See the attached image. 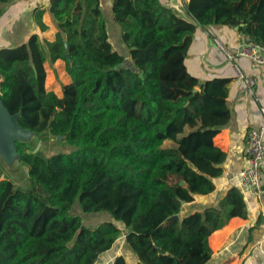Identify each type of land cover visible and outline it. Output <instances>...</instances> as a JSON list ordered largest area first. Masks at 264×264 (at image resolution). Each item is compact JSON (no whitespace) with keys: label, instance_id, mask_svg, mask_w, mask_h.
Here are the masks:
<instances>
[{"label":"trees","instance_id":"16d2710c","mask_svg":"<svg viewBox=\"0 0 264 264\" xmlns=\"http://www.w3.org/2000/svg\"><path fill=\"white\" fill-rule=\"evenodd\" d=\"M184 7L113 0L130 57L119 68L124 56L109 41L99 0H49L53 41L33 33L0 47L7 110L38 140L76 146L46 155L15 141L30 185L0 178V264H96L122 236L136 264H206L208 236L232 217H248L234 185L214 205L170 218L214 190L226 159L213 137L230 118V79L189 73L192 35L199 25H226L264 48V0H185ZM42 14L34 10L43 31ZM47 58L62 59L70 77L60 96L45 86ZM76 201L83 213L109 219L84 225L70 212ZM110 264L128 262L120 253Z\"/></svg>","mask_w":264,"mask_h":264},{"label":"crops","instance_id":"0c3cea01","mask_svg":"<svg viewBox=\"0 0 264 264\" xmlns=\"http://www.w3.org/2000/svg\"><path fill=\"white\" fill-rule=\"evenodd\" d=\"M161 1L170 7H180L184 6L185 0ZM112 2L113 0H99L100 9L106 22L109 41L111 30L119 46L124 45L120 53L123 54L128 52V49L124 43L122 44L123 41H120L121 30L114 20ZM0 7L2 9L0 47L21 44L33 33H37L42 40L53 41L55 39L58 28L48 9L49 0H12L0 3ZM37 8L43 10L42 22L46 26L43 31L34 18V10ZM214 36L219 37L232 51L240 42L248 38L237 33L235 28L226 25L206 27L199 25L192 35L184 59L189 73L201 81L216 76L230 79L226 97L230 118L213 137L214 145L226 153V159L222 164V174L213 179L214 190L208 194L195 195L192 201L183 203L177 219L214 205L231 186H237L243 193L249 215L247 218L238 216L230 218L221 228L208 236L212 256L206 264H264V193L263 199H259L256 195L242 190L237 185L235 177L236 173L246 164L244 147L248 129L263 122L264 117L259 111V106L264 105V64H255L246 57L235 58V62L243 72L252 76L256 82L255 94L258 100H255L245 92L243 81L237 78L232 62L214 43ZM44 67L46 88L60 96L62 85L70 82L64 61L57 59L51 62L47 58ZM262 183L264 190V168ZM120 239H123V236ZM126 249L131 255L130 261L123 254L128 264H136V256L127 247ZM115 254L120 253H114L112 258Z\"/></svg>","mask_w":264,"mask_h":264},{"label":"built area","instance_id":"2783aa9c","mask_svg":"<svg viewBox=\"0 0 264 264\" xmlns=\"http://www.w3.org/2000/svg\"><path fill=\"white\" fill-rule=\"evenodd\" d=\"M179 13H183L180 7H172ZM214 43L223 52L226 58L232 62L237 78L244 83L245 92L258 100L255 94L256 82L254 78L247 75L235 62L236 57H246L255 64H264V48L248 39L237 45L234 51L230 50L219 37H213ZM259 111L264 117V105L259 106ZM246 164L236 173L237 185L244 191L263 199L262 174L264 168V118L258 126H252L247 131V139L244 147Z\"/></svg>","mask_w":264,"mask_h":264},{"label":"rangeland","instance_id":"374dc122","mask_svg":"<svg viewBox=\"0 0 264 264\" xmlns=\"http://www.w3.org/2000/svg\"><path fill=\"white\" fill-rule=\"evenodd\" d=\"M120 41L122 42V39H120ZM110 42L113 48L116 49L119 53H121L124 45L123 47L119 46V44L117 43L118 40L113 36L111 30H110ZM122 55L124 57L128 56V52L126 51ZM129 63L130 61H125V65ZM19 140L24 141L28 145L29 149L41 150L46 155H50L52 153L59 151L70 152L76 149V146H72L64 142L57 143L51 139L46 142H42L38 140L37 135L35 133H28ZM61 140L62 139H60V141ZM170 143L171 141L167 142V145H170ZM0 178H8L16 186L21 188H27L30 185L26 168L20 162H18L17 159L12 154L8 155L7 157L1 156V149H0ZM70 212L72 215H80L83 219V224L89 227H94L99 222L109 219V215L105 212L83 213L77 201L74 203ZM118 225L121 226V224ZM114 253L124 254L131 261V255L126 249L124 240L118 239L115 245L112 247V249H110L107 253H104L99 257L96 264H110V260L112 259V255Z\"/></svg>","mask_w":264,"mask_h":264},{"label":"water","instance_id":"95a60500","mask_svg":"<svg viewBox=\"0 0 264 264\" xmlns=\"http://www.w3.org/2000/svg\"><path fill=\"white\" fill-rule=\"evenodd\" d=\"M180 9L183 11L185 10V7L182 5L180 6ZM130 57L125 56L123 62L118 64L115 68H119L125 65V61H129ZM141 75V74H140ZM18 114H11L3 102L0 99V149H1V156L7 157L8 155L12 154L17 161L19 162V154L16 150V144L15 141H21L19 137H23L28 133H33L29 129L23 128L19 125L18 121ZM11 132L18 133L19 137L11 138L10 134ZM23 135V136H21ZM62 139V136H57V140ZM24 142V141H21ZM36 150V149H35ZM180 185L184 184V181L179 182ZM170 218L177 219V214L172 215ZM159 253H163L161 249L158 248ZM177 264H180L177 262Z\"/></svg>","mask_w":264,"mask_h":264},{"label":"bare ground","instance_id":"6f19581e","mask_svg":"<svg viewBox=\"0 0 264 264\" xmlns=\"http://www.w3.org/2000/svg\"><path fill=\"white\" fill-rule=\"evenodd\" d=\"M21 136H23V135H21ZM15 137H19V134L18 133L11 132L10 139L11 138H15ZM19 138H22V137H19Z\"/></svg>","mask_w":264,"mask_h":264}]
</instances>
